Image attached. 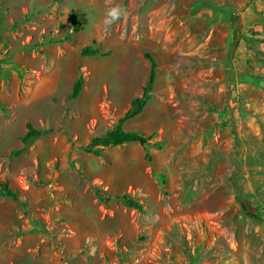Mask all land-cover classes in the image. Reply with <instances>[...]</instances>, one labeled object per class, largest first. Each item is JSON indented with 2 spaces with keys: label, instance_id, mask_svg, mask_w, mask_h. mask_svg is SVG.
I'll return each mask as SVG.
<instances>
[{
  "label": "rangeland",
  "instance_id": "374dc122",
  "mask_svg": "<svg viewBox=\"0 0 264 264\" xmlns=\"http://www.w3.org/2000/svg\"><path fill=\"white\" fill-rule=\"evenodd\" d=\"M0 180V264H264V0H0Z\"/></svg>",
  "mask_w": 264,
  "mask_h": 264
},
{
  "label": "trees",
  "instance_id": "16d2710c",
  "mask_svg": "<svg viewBox=\"0 0 264 264\" xmlns=\"http://www.w3.org/2000/svg\"><path fill=\"white\" fill-rule=\"evenodd\" d=\"M68 17L73 25V29H78V22L76 21V17L72 11L69 12ZM97 48L85 45L80 49L81 55H89L97 52ZM144 56L148 58L150 61V70L145 82V85L142 87L141 95L138 97H134L131 99L129 107L124 111V113L117 119L113 128L107 131L105 134L100 136L91 137L88 145L84 147L86 152H92L94 155H100V149L104 147H112L118 146L127 142H137L139 145L144 147V157L146 159H150V155L146 149L147 140L151 137L145 136L142 133H138L136 131H125L122 126L123 123L136 115H138L144 108L148 94L152 88V84L155 79V61L152 56L145 52ZM82 86V77L78 76L77 79L73 82L71 97H77L79 90ZM41 134V131L34 129L31 126H28V131L24 136V140L29 138L37 137ZM94 193L100 198L102 201H106L109 197L106 196L101 189L95 187ZM0 195L11 197L16 200V194L12 191L7 182L5 180H0ZM116 200L119 201L122 205L128 208H132L139 212L143 211L142 205L134 198H132L128 193L124 192L120 195L115 196Z\"/></svg>",
  "mask_w": 264,
  "mask_h": 264
},
{
  "label": "clouds",
  "instance_id": "9594fccd",
  "mask_svg": "<svg viewBox=\"0 0 264 264\" xmlns=\"http://www.w3.org/2000/svg\"><path fill=\"white\" fill-rule=\"evenodd\" d=\"M125 14V9H123L118 4H113L110 7H107L104 14L102 24L107 30L112 25H114L118 20H120Z\"/></svg>",
  "mask_w": 264,
  "mask_h": 264
},
{
  "label": "crops",
  "instance_id": "0c3cea01",
  "mask_svg": "<svg viewBox=\"0 0 264 264\" xmlns=\"http://www.w3.org/2000/svg\"><path fill=\"white\" fill-rule=\"evenodd\" d=\"M222 9H224V8H222ZM146 80H147V79H146ZM146 80H145V82H146ZM145 82L143 83L142 87L145 85ZM154 82H155V79H154ZM154 82H153V83H154ZM152 85H153V84H152ZM142 87H141V91H140V94H139V95H134L133 97L130 98V100H129V104H130L131 99H133L134 97H138V96L141 95ZM150 91H151V90H150ZM149 93H150V92H149ZM148 98H149V94H148ZM147 102H148V99H147ZM147 102H146V104H147ZM129 104H128V107H129ZM146 104H145V105H146ZM144 107H145V106H144ZM143 109H144V108H143ZM142 111H143V110H142ZM142 111H141V112H142ZM141 112H140V113H141ZM77 234H78V233H77ZM76 236H77V235H76Z\"/></svg>",
  "mask_w": 264,
  "mask_h": 264
}]
</instances>
